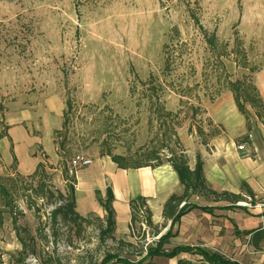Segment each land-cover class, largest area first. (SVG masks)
I'll use <instances>...</instances> for the list:
<instances>
[{"label": "rangeland", "instance_id": "374dc122", "mask_svg": "<svg viewBox=\"0 0 264 264\" xmlns=\"http://www.w3.org/2000/svg\"><path fill=\"white\" fill-rule=\"evenodd\" d=\"M194 1L0 0V134L5 135L0 141V177H16L18 155L14 150L17 145L28 144L31 137L38 138L36 154L41 162L55 168L49 171L51 182L47 183L52 184V205V200L36 196L33 190L24 189L25 182H18L15 200L8 205L0 228V264H101L109 254H119L137 264L154 246L158 237L152 236L153 229L145 223L135 224L125 238L115 233V238H108L102 233L106 214L75 221L52 215L60 204L58 193L66 196L67 191L60 159L51 163L45 152L51 144L48 115L51 107L64 102L67 110L66 101H73L68 112L67 147L72 146L74 157L83 154L93 161L111 158L108 153L132 155L151 140L148 102L144 99L136 106L131 97L130 88L137 78L147 81L152 75L160 82L176 80L178 74L191 73L192 63L195 80L203 87L201 105L216 99L222 77L216 68V54L222 49L205 47L188 5L195 7L204 30L216 31L219 40L228 44L229 57L222 61L233 80L240 75L237 72L244 62L238 52L242 47L237 51L235 31L250 64L258 70L264 65V0H199L200 9ZM174 28L181 33L172 43L175 55L182 50L187 67L166 73L163 47L176 34ZM166 91L167 108L177 112L180 96ZM202 118L207 131L214 129L205 115ZM189 124L187 120L182 126ZM155 126L154 121L153 130ZM18 153L22 154V149L18 148ZM244 194L247 200L240 204L251 215L264 212V198ZM33 204L34 208L29 207ZM257 229L261 227L252 230ZM231 234V241L239 238L240 243L230 245L235 253L223 252L225 260L264 264V241L254 248L251 236L238 227ZM183 244L173 234L163 249L169 252ZM196 250L172 259L154 256L143 264H207Z\"/></svg>", "mask_w": 264, "mask_h": 264}, {"label": "trees", "instance_id": "16d2710c", "mask_svg": "<svg viewBox=\"0 0 264 264\" xmlns=\"http://www.w3.org/2000/svg\"><path fill=\"white\" fill-rule=\"evenodd\" d=\"M197 9H200L201 5L199 0L194 1ZM188 11L190 13V18H193V21L200 29V33L203 38V44L211 51H221V54L217 53L216 57L218 58L217 66L219 70L222 71V77L219 79L221 83V90H229L234 95V101L237 105L241 114L246 118L247 121V131L249 134L244 136L243 141H250V131L252 128V118L248 110V107L253 109L255 116L262 122L264 125V102L260 95L259 89L253 83V73L258 71L256 66H252L250 61L247 59L246 52L243 49L242 41L239 37V33L235 31V42L237 46V51L242 47L240 52L244 62L241 64L243 68L249 69V74L244 75L240 79L233 80L232 76L227 72L225 64L222 59H227L229 54L227 52L228 44L223 43L219 40L216 31H207L204 30L201 25L200 18L196 15L195 7L188 5ZM173 32L168 42L164 44V54H165V68L164 72L171 73L172 70L181 69L184 66L187 67V62L184 61V53L181 50L180 55H175L176 49L173 46L174 40H179L181 33H178V29L174 28ZM234 53V51H233ZM175 56L180 59L177 61ZM191 73H181L178 74L176 80H170L168 82H160L157 78L150 75V79L147 81H141L138 78L135 80V83L131 86L130 92L132 99H135L136 106L140 105V101L146 99L148 102V113H149V125L150 132L152 133L151 140L148 144H145L137 149V151L132 155H113L108 153L107 156H111V160L118 165L120 169H138V168H157L164 163H169L172 165L178 178H180L181 184L184 186L182 195H173L171 196L166 204L164 205V224L155 225L151 222L152 213L147 207V204L142 197L133 199L130 201V208L132 211L131 217V228L130 231L134 229V225L137 223L146 224L149 228L153 229L152 236L158 237L154 240V246L148 248L147 255L140 260L137 264H143L149 258H154V256H162L167 259H172L183 252L192 253L193 247L183 245L176 246L171 251H166L163 249L165 244H168V241L173 237L172 228L180 222V219L184 214L189 212L192 209L200 208L205 212H211L213 207H204L199 205H194L190 203V199L198 192L201 196H204L207 200L218 201H228L229 208H242L247 212V208L243 205H237L241 201H246V191L249 196L254 199L255 193L248 187V185L243 186V194L240 195L231 194L228 192L219 193L214 191L209 187L205 177L203 176V163L198 156L197 165L194 170H192L188 163L187 150L184 148L179 135L177 134L178 129L183 125L187 120L190 121L188 126V133L190 135H195L201 139L203 144H208L209 139L213 137L221 136L225 134V129L222 126L215 125L210 119L208 125L215 126L211 131H207L204 128V121L202 116H206V111L201 105V92L203 87L201 83L195 80V68L193 64L189 63ZM184 67V68H185ZM178 71V70H177ZM203 76V75H202ZM205 77V76H203ZM193 79V83L190 84V80ZM175 92L176 95L180 96V108L177 112L169 110L165 103V93L166 90ZM218 90L216 97H218L222 91ZM212 101L215 100V97L210 98ZM73 101L68 99L66 101V108L63 116V127L61 130L54 132V144L56 147V152L60 159L59 167H63V181L66 185V196L61 192L58 193L60 198V204L55 207L52 212V215L55 217L62 215L65 221L70 220H85L82 215L77 212L76 209V173L77 169H74L71 166V161L74 157L72 152V146L67 147L69 144L67 131H68V112L73 108ZM156 122V126L153 130V123ZM5 138V135L0 134V140ZM62 139V140H61ZM71 143V142H70ZM101 156H105L104 153ZM166 159H163V158ZM55 169L52 166L47 165L46 163L40 162L37 165L36 171L29 175H9L7 178L0 177V228L5 222L6 214H8V205L14 202L16 187L18 182H25V190L31 189L34 191V194L42 199L45 197L48 200L54 198L52 192V184H47L50 179L49 171ZM31 182L29 184V182ZM36 185V187H35ZM107 197L103 199L99 196V203L102 208L106 211L105 223L106 227L102 230L103 234L109 235L108 238H115L113 235L116 229L115 223V210L112 207L114 195L112 190L109 187L106 191ZM53 200L51 205L53 204ZM29 205V201L27 200ZM34 208L35 205L29 206ZM51 215V216H52ZM258 216H264L262 212ZM168 219L172 221L171 228L167 233L162 234V231L166 228V223ZM16 221H14L15 223ZM246 234L251 235V245L254 248L259 247V243L264 241V229H257L255 231H247ZM26 251V250H24ZM33 253V252H32ZM205 261L209 264H233L230 260H225L223 256L212 252V254L207 253L206 250L198 251ZM101 264H135L131 262L126 257L123 258L119 254H109ZM237 264V263H235Z\"/></svg>", "mask_w": 264, "mask_h": 264}, {"label": "crops", "instance_id": "0c3cea01", "mask_svg": "<svg viewBox=\"0 0 264 264\" xmlns=\"http://www.w3.org/2000/svg\"><path fill=\"white\" fill-rule=\"evenodd\" d=\"M240 71L237 72L240 75H237L236 79L248 74L246 68H240ZM252 75L253 83L259 89L264 102V65ZM202 105L207 119L217 126L224 127L225 134L213 137L209 139L208 144H203L197 134L188 133L189 125L182 126L177 134L187 150L190 168L195 169L199 156L203 163V176L214 191L240 195L243 186L248 185L256 198H264V125L248 107L252 116V128L250 141L244 142V136L249 134L247 121L229 90L223 91L213 101H204ZM64 107V102L57 108L51 107L48 115L47 123L51 124L48 127L51 144L45 152L51 163H57L59 158L53 134L63 127ZM241 144L245 145L244 150L239 149L238 145ZM37 146L38 138L32 137L28 144L16 146L14 152L18 155V171L21 175L34 173L41 162L40 156L36 154ZM18 148L22 149V154L18 153ZM76 181V209L82 216L97 214L103 217L106 211L98 198L107 197L106 191L111 188L114 195L112 207L115 210V234L118 238L130 235L131 200L144 198L152 213L151 222L163 225L164 205L171 196L182 195L184 190L178 174L169 163L157 168L120 169L111 158L103 157L94 158L91 165L77 171ZM211 200H207L198 192L190 199L191 204L213 209L211 212H205L200 208L192 209L182 216L180 222L172 228V233L180 237L183 245L206 251L213 250L222 256L223 252L235 253L236 249H232L230 245L240 243L239 238L237 241H231L232 229L238 227L239 231L245 234L258 227L264 229V216H258L261 213L251 215L242 208H229L230 203L226 200L220 202ZM171 225L172 221L168 219L161 235L165 234V231L167 233Z\"/></svg>", "mask_w": 264, "mask_h": 264}, {"label": "built area", "instance_id": "2783aa9c", "mask_svg": "<svg viewBox=\"0 0 264 264\" xmlns=\"http://www.w3.org/2000/svg\"><path fill=\"white\" fill-rule=\"evenodd\" d=\"M238 147L240 150H244L246 148L244 144L238 145ZM91 164H92V160L89 158H85V156L83 154L76 155L71 161V166L74 169H80L82 167H88ZM240 203H238V204L241 205Z\"/></svg>", "mask_w": 264, "mask_h": 264}]
</instances>
